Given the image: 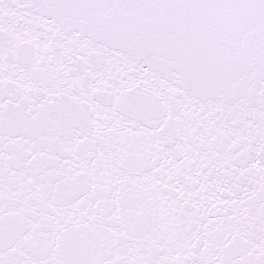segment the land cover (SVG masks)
<instances>
[{"label": "snow or ice", "instance_id": "snow-or-ice-1", "mask_svg": "<svg viewBox=\"0 0 264 264\" xmlns=\"http://www.w3.org/2000/svg\"><path fill=\"white\" fill-rule=\"evenodd\" d=\"M0 264H264V0H0Z\"/></svg>", "mask_w": 264, "mask_h": 264}]
</instances>
